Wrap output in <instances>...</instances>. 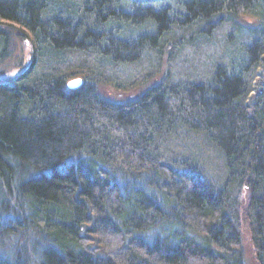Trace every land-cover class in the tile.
<instances>
[{"label":"trees","instance_id":"obj_1","mask_svg":"<svg viewBox=\"0 0 264 264\" xmlns=\"http://www.w3.org/2000/svg\"><path fill=\"white\" fill-rule=\"evenodd\" d=\"M17 41L0 211L29 264H246L243 220L264 264V0H0V63Z\"/></svg>","mask_w":264,"mask_h":264},{"label":"rangeland","instance_id":"obj_2","mask_svg":"<svg viewBox=\"0 0 264 264\" xmlns=\"http://www.w3.org/2000/svg\"><path fill=\"white\" fill-rule=\"evenodd\" d=\"M224 41H226L225 38L220 40L221 43H224ZM16 46L15 55L13 54L9 59L0 63V80L19 74L20 70L26 66L30 59V54H28L29 45L27 43L17 41ZM106 93L114 94L111 90L106 91ZM0 195H2L0 200L4 201L5 196H3L4 192L2 188H0ZM6 200L8 201V209L0 211V229L2 232L0 235V261H3L4 264H15L14 258H16L20 261V264H29L28 257L34 258L36 256L37 252L33 248H35V243H38L39 240L40 243L43 242L41 239L42 235L38 236V238H33L30 231H27L24 227L17 226L16 221L21 219L20 212L22 211L13 206L12 199L6 198ZM10 207L12 208L10 209ZM241 239L242 249L244 250V261H246V264H254L253 249H251L249 228L247 227L246 220L242 222ZM108 242L112 243L115 247L118 242L116 234L112 238L110 237ZM39 248L40 246L36 249L39 250Z\"/></svg>","mask_w":264,"mask_h":264},{"label":"water","instance_id":"obj_3","mask_svg":"<svg viewBox=\"0 0 264 264\" xmlns=\"http://www.w3.org/2000/svg\"><path fill=\"white\" fill-rule=\"evenodd\" d=\"M81 81H82L81 78L76 77V78H74V79L68 81L67 85H68L70 88H75V86L80 85Z\"/></svg>","mask_w":264,"mask_h":264}]
</instances>
